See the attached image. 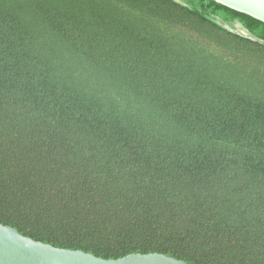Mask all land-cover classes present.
Returning a JSON list of instances; mask_svg holds the SVG:
<instances>
[{"label":"trees","instance_id":"16d2710c","mask_svg":"<svg viewBox=\"0 0 264 264\" xmlns=\"http://www.w3.org/2000/svg\"><path fill=\"white\" fill-rule=\"evenodd\" d=\"M0 0V224L103 259L264 264V23L213 0Z\"/></svg>","mask_w":264,"mask_h":264},{"label":"water","instance_id":"95a60500","mask_svg":"<svg viewBox=\"0 0 264 264\" xmlns=\"http://www.w3.org/2000/svg\"><path fill=\"white\" fill-rule=\"evenodd\" d=\"M173 2L188 7L182 0ZM264 23V0H213ZM217 23L227 31L264 46V41L251 34L239 22ZM0 264H189L164 254H129L118 259H103L80 250L53 247L21 235L16 229L0 224Z\"/></svg>","mask_w":264,"mask_h":264}]
</instances>
